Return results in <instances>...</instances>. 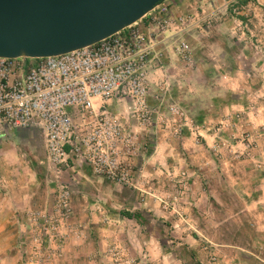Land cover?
Returning <instances> with one entry per match:
<instances>
[{
  "label": "rangeland",
  "instance_id": "374dc122",
  "mask_svg": "<svg viewBox=\"0 0 264 264\" xmlns=\"http://www.w3.org/2000/svg\"><path fill=\"white\" fill-rule=\"evenodd\" d=\"M165 5L143 92L75 109L65 161L0 127V264H264V0Z\"/></svg>",
  "mask_w": 264,
  "mask_h": 264
},
{
  "label": "built area",
  "instance_id": "2783aa9c",
  "mask_svg": "<svg viewBox=\"0 0 264 264\" xmlns=\"http://www.w3.org/2000/svg\"><path fill=\"white\" fill-rule=\"evenodd\" d=\"M165 1L143 17L148 32L161 22L171 24L163 17ZM137 23L63 54L0 57V127L41 129L50 157L65 161L80 149L72 120L75 109H91L95 98L143 92L154 41ZM181 51L187 53L188 45L182 43Z\"/></svg>",
  "mask_w": 264,
  "mask_h": 264
},
{
  "label": "water",
  "instance_id": "95a60500",
  "mask_svg": "<svg viewBox=\"0 0 264 264\" xmlns=\"http://www.w3.org/2000/svg\"><path fill=\"white\" fill-rule=\"evenodd\" d=\"M163 0H0V57L83 48L132 25Z\"/></svg>",
  "mask_w": 264,
  "mask_h": 264
},
{
  "label": "trees",
  "instance_id": "16d2710c",
  "mask_svg": "<svg viewBox=\"0 0 264 264\" xmlns=\"http://www.w3.org/2000/svg\"><path fill=\"white\" fill-rule=\"evenodd\" d=\"M124 214H126V216H129V213L125 212Z\"/></svg>",
  "mask_w": 264,
  "mask_h": 264
},
{
  "label": "crops",
  "instance_id": "0c3cea01",
  "mask_svg": "<svg viewBox=\"0 0 264 264\" xmlns=\"http://www.w3.org/2000/svg\"><path fill=\"white\" fill-rule=\"evenodd\" d=\"M1 129V128H0Z\"/></svg>",
  "mask_w": 264,
  "mask_h": 264
}]
</instances>
